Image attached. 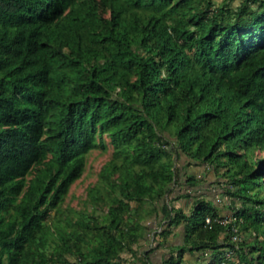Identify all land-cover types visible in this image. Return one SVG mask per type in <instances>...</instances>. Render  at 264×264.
<instances>
[{"label":"trees","instance_id":"1","mask_svg":"<svg viewBox=\"0 0 264 264\" xmlns=\"http://www.w3.org/2000/svg\"><path fill=\"white\" fill-rule=\"evenodd\" d=\"M234 1L0 0V264H132L153 219L161 264H264V0ZM192 165L230 224L171 205Z\"/></svg>","mask_w":264,"mask_h":264},{"label":"rangeland","instance_id":"2","mask_svg":"<svg viewBox=\"0 0 264 264\" xmlns=\"http://www.w3.org/2000/svg\"><path fill=\"white\" fill-rule=\"evenodd\" d=\"M217 3H220L222 0H215ZM241 0H235L233 5L239 6ZM107 155H104L100 153V151L95 150L92 152V154L89 156L88 164L86 167V171L81 179H79L77 182L74 183L72 186L70 193L65 201L64 209L68 211V208L76 209L79 207L81 200L85 198L88 188L95 184L98 179V173L100 172L102 166L107 161ZM186 163L184 162L183 165ZM190 173H196L199 175V179L201 180L196 186H184L181 189H176L177 193L178 190H188L187 193L190 195L187 199L183 198L181 200H171V205L173 206H180L183 204L184 206L187 204L189 205L191 202H195L198 199L201 198H212V199H219L221 202V209L224 212V215L229 216L233 219V214L231 210L226 208V204H228V196L226 193H224V180L219 177L214 170L206 169L205 167H199L196 165H192L189 169ZM226 203V204H225ZM220 204V203H219ZM168 221V220H167ZM166 221H159L156 219H153L150 221V226L153 227L151 231L155 230V227L160 228L163 230V225ZM147 223V224H148ZM156 223V224H155ZM148 224V225H149ZM177 229L176 231H178ZM150 233V232H149ZM148 233V234H149ZM159 235V234H158ZM162 237L156 238V241H152L150 239L143 240L139 246V251H143L142 254H140V257L137 259L139 262H147V258L145 254L151 249L155 248V250L151 253H148V258L151 259L153 264H161L165 258H168L170 256V251L168 250L166 245H159L158 241H161ZM237 237H234V240H237ZM169 242L174 244H182L183 238L182 236L176 238H173L170 236ZM228 256H230L228 254ZM129 259V262L134 264L137 262V260L134 261V259L130 256H127ZM188 260L193 258L190 255H187L186 257ZM132 261V262H131Z\"/></svg>","mask_w":264,"mask_h":264},{"label":"built area","instance_id":"3","mask_svg":"<svg viewBox=\"0 0 264 264\" xmlns=\"http://www.w3.org/2000/svg\"><path fill=\"white\" fill-rule=\"evenodd\" d=\"M218 202H220L219 199H217ZM233 221L232 218H230L229 216H226L225 218L221 219L219 222L223 225H227V224H230L231 222ZM156 224V223H155ZM159 227V226H158ZM156 228L155 227V230L154 231H151L149 234H148V239L152 240L153 242L155 241V238H156V235L157 233H160L162 230L160 228ZM230 255V253H229Z\"/></svg>","mask_w":264,"mask_h":264}]
</instances>
